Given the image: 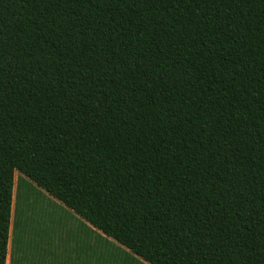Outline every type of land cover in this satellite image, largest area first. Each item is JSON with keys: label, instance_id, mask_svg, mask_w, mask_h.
Returning a JSON list of instances; mask_svg holds the SVG:
<instances>
[{"label": "trees", "instance_id": "trees-1", "mask_svg": "<svg viewBox=\"0 0 264 264\" xmlns=\"http://www.w3.org/2000/svg\"><path fill=\"white\" fill-rule=\"evenodd\" d=\"M50 5L0 0V243L27 248L19 172L131 252L121 264H252L236 213L264 198V0Z\"/></svg>", "mask_w": 264, "mask_h": 264}, {"label": "rangeland", "instance_id": "rangeland-1", "mask_svg": "<svg viewBox=\"0 0 264 264\" xmlns=\"http://www.w3.org/2000/svg\"><path fill=\"white\" fill-rule=\"evenodd\" d=\"M18 215L25 216L27 221V248L32 246V239L37 241L36 264H70L72 260L79 264H121L122 259L132 257L127 249L87 226L72 209L16 172L13 219ZM12 234L13 231L9 244ZM73 236L80 239L78 245L70 241ZM58 244H63V248L58 249Z\"/></svg>", "mask_w": 264, "mask_h": 264}, {"label": "snow or ice", "instance_id": "snow-or-ice-1", "mask_svg": "<svg viewBox=\"0 0 264 264\" xmlns=\"http://www.w3.org/2000/svg\"><path fill=\"white\" fill-rule=\"evenodd\" d=\"M83 2L84 0H64V3H71L72 5H78ZM124 2L135 5L137 2H143V0H124ZM49 6H51L50 0H49ZM70 13L71 14L66 19L59 21V24L67 25V27L65 28L66 31L68 30L69 27H71L70 21L75 20L78 15L75 7L71 8ZM54 24H57V21L55 19H53L48 24V27L51 28L52 25ZM0 47H2V42H0ZM89 59H91L90 56ZM113 65L116 69L120 68L119 63L110 61L109 66H113ZM4 66L5 65L3 64V53L0 52V77H2L3 75ZM103 71L107 72V68L103 69ZM241 72H243V69H241ZM113 83H115V81H113ZM102 84H104V78L100 77V79L98 80H85L80 83L74 84L73 89L77 91H82L84 87H88L92 91V93H95V91L97 90V86ZM9 91H11V89H9ZM3 109H4V95L3 92L0 91V114L3 113ZM5 164L6 161L4 159L3 149L0 148V174H2V169ZM235 191H239V189H236ZM160 199L161 201H163V196H161ZM232 200L235 201L236 197L233 196ZM241 204H243V200L241 201ZM257 208L259 210H256ZM236 215L240 218V222H242L247 228L246 235L248 240L252 241L251 244H247L246 241L247 248H251V252L249 253V257H248L249 260L252 261V264H255L253 257H259L261 264H264V198H262L260 201H257L256 198L253 197L250 203L245 204L243 207L238 208ZM237 228H239V223H237ZM239 231L243 232L244 229H239ZM237 234H239V232ZM31 243H32L31 247L18 248L16 242L15 230H14L10 244L5 245L3 243H0V264H36V260L34 257L39 252V249L36 247L37 245L36 239H32ZM57 247L58 249H62L63 244H58ZM198 248H199V244H194V245L190 244L188 248L185 249V251L195 252ZM18 257H22V259H19ZM101 264H104V262H101Z\"/></svg>", "mask_w": 264, "mask_h": 264}, {"label": "crops", "instance_id": "crops-1", "mask_svg": "<svg viewBox=\"0 0 264 264\" xmlns=\"http://www.w3.org/2000/svg\"><path fill=\"white\" fill-rule=\"evenodd\" d=\"M87 224V226H91V227H93L91 224H89L88 222L86 223ZM90 227V228H91ZM95 230V229H94ZM96 230H98V229H96ZM98 232H99V230H98ZM70 241L72 242V241H74V243L73 244H75V243H77V245L80 243V239L78 238L77 239V236H73L71 239H70ZM70 264H79L78 262H75V261H71V262H69Z\"/></svg>", "mask_w": 264, "mask_h": 264}]
</instances>
